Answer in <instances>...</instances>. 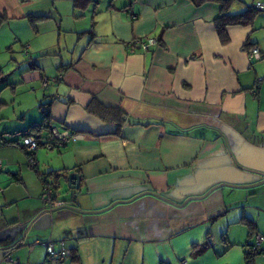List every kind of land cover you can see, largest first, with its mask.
Masks as SVG:
<instances>
[{
  "label": "crops",
  "instance_id": "obj_1",
  "mask_svg": "<svg viewBox=\"0 0 264 264\" xmlns=\"http://www.w3.org/2000/svg\"><path fill=\"white\" fill-rule=\"evenodd\" d=\"M195 1L93 0L81 12L74 0H0V31L30 61L17 88L0 87V136L12 139L0 145V264H44L48 241L77 248L62 264H264V244L247 257L264 235V17L223 45L219 0ZM146 38L157 44L134 45ZM10 88L30 90L33 107L5 100ZM95 99L123 112L120 136L90 112ZM47 101L71 139L42 146L31 169L17 135L41 126ZM64 170L81 189L62 181L51 207L43 178Z\"/></svg>",
  "mask_w": 264,
  "mask_h": 264
},
{
  "label": "trees",
  "instance_id": "obj_2",
  "mask_svg": "<svg viewBox=\"0 0 264 264\" xmlns=\"http://www.w3.org/2000/svg\"><path fill=\"white\" fill-rule=\"evenodd\" d=\"M93 0H74V7L76 10L83 12L87 9V6L92 2ZM195 1V0H194ZM207 0H196L195 2L197 4H202ZM238 0H219L221 5V13L218 18L215 19L214 25L217 31V34L219 36L220 42L223 45H227L230 42L228 29L234 26H242V27H250L252 26L256 19L261 15L264 14V11L256 9L254 6V3L252 5H246L245 9L241 12L234 13L232 12L233 5ZM6 18L0 16V27L5 23ZM92 35V32H87ZM255 47L251 44H247L245 46V49L252 51ZM263 55V54H262ZM69 66H62L61 69H67ZM33 69L34 66H33ZM13 85L9 84L8 77L4 76L2 74V71L0 70V87H11ZM41 110L43 111V123L38 128H33V132L37 134H41L42 137H44V133H47V137H51V129L53 127L52 121H51V101H47L45 103H42ZM89 110L91 113H94L98 115L102 120L106 122H111L117 124V130L113 134V136H120L121 135V119L124 118V114L121 110L114 108V107H106L101 105L96 99L93 100V102L89 105ZM12 141V140H11ZM11 141L8 142V144L11 143ZM55 144L54 141H49L48 143H44L43 141L40 142V148L42 146H46L47 144ZM4 145V144H3ZM67 176V171H62L60 174L57 172H51L47 176L48 184L53 188L54 190V196H57L59 193L63 178ZM51 180V181H50ZM248 224L251 228H253V222L249 221ZM62 243V242H61ZM64 243V242H63ZM19 245H15L12 248L17 249ZM210 242L206 241L205 243L195 246V253L197 255L202 254L206 249L210 247ZM258 253L251 254L247 253L248 259H252L253 256L257 255ZM5 260L7 257H4ZM68 258H71L74 262L79 261V256L77 253V248L70 249V256ZM12 264V263H11Z\"/></svg>",
  "mask_w": 264,
  "mask_h": 264
},
{
  "label": "built area",
  "instance_id": "obj_3",
  "mask_svg": "<svg viewBox=\"0 0 264 264\" xmlns=\"http://www.w3.org/2000/svg\"><path fill=\"white\" fill-rule=\"evenodd\" d=\"M254 6L256 9L264 11V1L255 2ZM133 20H137V16L133 13ZM157 44V40L154 38H146V39H138L134 42L135 46H138L139 49L144 51H148L152 46ZM25 55H28V50H25ZM251 61H260L263 59V55L258 48H254L249 53ZM47 82H45V87H47ZM39 127V126H38ZM35 127V128H38ZM17 137L21 138L20 146L25 149L27 154L29 155V166L31 169H35L37 167V161L35 159V153L40 149V142L43 141V137L41 134H37L32 130H28L21 134H18ZM14 138V136L12 137ZM71 139V135L69 132H63L57 126L52 127L51 129V137L50 140L54 141L55 144H47L46 147L49 149H53L55 146H63ZM12 139L7 135L0 136V145L8 144ZM3 168V164L0 161V171ZM42 200L48 203L51 207L56 206L57 202L54 199V190L48 184V179L43 178V193ZM62 204V203H61ZM39 243V242H38ZM47 249V255L44 264H62L67 260L70 256V248L65 246V244L59 243L55 244L51 241L43 243ZM264 244V235L256 234L254 237V243L249 246L248 252L251 254L259 253ZM12 264H19L18 261L12 260L9 257L6 258Z\"/></svg>",
  "mask_w": 264,
  "mask_h": 264
},
{
  "label": "rangeland",
  "instance_id": "obj_4",
  "mask_svg": "<svg viewBox=\"0 0 264 264\" xmlns=\"http://www.w3.org/2000/svg\"><path fill=\"white\" fill-rule=\"evenodd\" d=\"M263 17L264 14H261L260 18L263 19ZM6 33L7 32L5 30H3L2 32L0 31V70L2 71V74L4 76L8 77V82L16 84L15 88H17V86H19L20 84L19 82H17L16 79H18V75L21 74L20 70H18V65L24 66L27 65V63H29L30 61L29 59L25 58V56H23L25 52L23 50L22 45H20L19 43H15V45H10V43H6ZM24 90L26 89H21L19 91V95L17 96V94H14L13 89L10 88L7 90L6 95L3 98L5 100H16V108L17 106H19V102L24 100V105L27 107V109L30 110L33 107V102L31 100L30 94L32 92L29 90V96L25 97ZM19 116H21V113H19Z\"/></svg>",
  "mask_w": 264,
  "mask_h": 264
},
{
  "label": "water",
  "instance_id": "obj_5",
  "mask_svg": "<svg viewBox=\"0 0 264 264\" xmlns=\"http://www.w3.org/2000/svg\"><path fill=\"white\" fill-rule=\"evenodd\" d=\"M63 181L68 183V188L70 190L79 191L81 189V176L79 173H71L64 177ZM5 257L12 259L8 254H6Z\"/></svg>",
  "mask_w": 264,
  "mask_h": 264
}]
</instances>
